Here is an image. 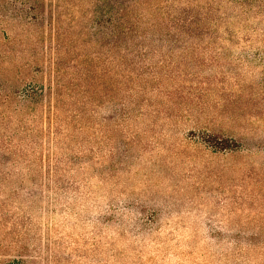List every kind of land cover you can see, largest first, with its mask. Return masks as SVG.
<instances>
[{
	"label": "rangeland",
	"instance_id": "374dc122",
	"mask_svg": "<svg viewBox=\"0 0 264 264\" xmlns=\"http://www.w3.org/2000/svg\"><path fill=\"white\" fill-rule=\"evenodd\" d=\"M217 3L224 7V0ZM52 5L0 0V86L21 92L44 85L47 94L57 58L68 77L74 69L67 62L92 55L98 172L89 197L36 189L44 193V212L2 222L0 264L15 258L28 264H261L263 251L243 248L238 256L224 237L264 235V25L251 21L256 31L230 43L219 24V39L148 55L142 61L159 71L157 78L144 91L132 83L121 93L111 58L99 62L94 38L68 32L65 16L54 29ZM136 94L135 111L117 119L120 99ZM240 141L248 151H224ZM3 189L0 204L17 209L33 200L21 189L13 196L9 186ZM110 208L119 223L101 218Z\"/></svg>",
	"mask_w": 264,
	"mask_h": 264
},
{
	"label": "trees",
	"instance_id": "16d2710c",
	"mask_svg": "<svg viewBox=\"0 0 264 264\" xmlns=\"http://www.w3.org/2000/svg\"><path fill=\"white\" fill-rule=\"evenodd\" d=\"M51 1L58 13L54 29L64 25L65 16L68 32L79 30L81 37L94 38L97 60L111 58L116 87L121 93L131 90L132 83L138 91H144L149 78H157L159 71L142 61L148 55H164L165 50L189 51L195 40L219 39L223 37L217 30L219 24H224V41L230 43H236L249 28L252 33L256 31L250 26L251 21L258 19L264 25V0H224V7L216 0L205 5L189 0ZM72 10L75 13H70ZM60 47L58 42L55 49ZM82 58L73 65L67 62V67L74 69L68 77L62 76L61 59L53 62L52 85L47 94L44 85L30 86L21 92H6L0 86V190L9 186L13 190L9 196H13L19 195L16 190L21 189L33 199L32 206L17 209L0 204V225L14 215L27 218L44 212L39 205L44 193L36 189L47 188L59 197L74 200L93 193L98 172L96 65L92 55ZM61 78H68L67 85L61 84ZM137 96L120 99L123 102L119 101V108L116 107L117 119L124 122L135 111ZM40 120H47L45 127ZM201 141L208 146L211 143L207 139ZM245 144L240 141L233 148L224 147V151H248ZM0 192L5 193L4 189ZM104 212L101 218L107 223H119L113 209ZM26 222L24 219L14 224ZM225 238L239 249L238 256L243 248L261 250L264 255L262 234ZM5 264L28 263L15 258Z\"/></svg>",
	"mask_w": 264,
	"mask_h": 264
}]
</instances>
